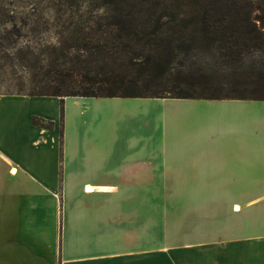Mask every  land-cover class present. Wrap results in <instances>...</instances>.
<instances>
[{
	"label": "crops",
	"instance_id": "crops-1",
	"mask_svg": "<svg viewBox=\"0 0 264 264\" xmlns=\"http://www.w3.org/2000/svg\"><path fill=\"white\" fill-rule=\"evenodd\" d=\"M0 264H264V99L0 91Z\"/></svg>",
	"mask_w": 264,
	"mask_h": 264
},
{
	"label": "trees",
	"instance_id": "trees-1",
	"mask_svg": "<svg viewBox=\"0 0 264 264\" xmlns=\"http://www.w3.org/2000/svg\"><path fill=\"white\" fill-rule=\"evenodd\" d=\"M55 6L71 12L60 24L58 43L13 53L33 70L37 90L3 93L264 99V0H73ZM5 21L0 7V26ZM3 38L0 33V87L9 57Z\"/></svg>",
	"mask_w": 264,
	"mask_h": 264
},
{
	"label": "rangeland",
	"instance_id": "rangeland-1",
	"mask_svg": "<svg viewBox=\"0 0 264 264\" xmlns=\"http://www.w3.org/2000/svg\"><path fill=\"white\" fill-rule=\"evenodd\" d=\"M59 1L73 0H0V7L6 19L5 24L0 26V33L4 36V51L9 54V57L3 59L1 92L7 89L11 92L37 90L40 82L35 80L33 70L27 63L18 60L13 53L27 45L40 47L42 43H58L60 24L71 16L69 10L55 6ZM78 15L79 13H76L73 17L76 19ZM163 96L171 97L172 94L166 93ZM101 112L102 122L105 120L104 112H107L109 116L117 119L119 129L123 126V120L129 122L131 129H137L142 125L137 115H127V112L131 111H111L114 114H109L110 111ZM109 116L105 115V118L109 119ZM156 129V119L151 118V131L156 132Z\"/></svg>",
	"mask_w": 264,
	"mask_h": 264
},
{
	"label": "bare ground",
	"instance_id": "bare-ground-1",
	"mask_svg": "<svg viewBox=\"0 0 264 264\" xmlns=\"http://www.w3.org/2000/svg\"><path fill=\"white\" fill-rule=\"evenodd\" d=\"M239 208V207H238Z\"/></svg>",
	"mask_w": 264,
	"mask_h": 264
}]
</instances>
